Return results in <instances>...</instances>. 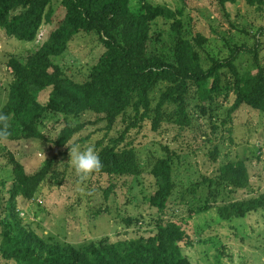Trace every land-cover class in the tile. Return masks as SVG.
I'll list each match as a JSON object with an SVG mask.
<instances>
[{
  "label": "rangeland",
  "instance_id": "1",
  "mask_svg": "<svg viewBox=\"0 0 264 264\" xmlns=\"http://www.w3.org/2000/svg\"><path fill=\"white\" fill-rule=\"evenodd\" d=\"M220 1L132 0L130 9L140 15L160 7L173 15V18L165 14L153 17L152 55H165L173 61L172 48L179 36L175 19L180 20L182 32L199 51L204 69L212 64V59L228 58L230 50L236 47L257 50V60L264 66V0H231L223 4ZM53 10L51 22L42 26L31 41H18L0 29V112L14 84L7 64L13 58L22 61L28 52L47 43L52 33L63 25L66 11L60 0H54ZM196 33L205 39L202 47L193 40ZM103 52L95 34L79 33L55 63L66 77L82 83L91 75ZM234 65L241 75L257 71L254 53L250 51L238 54ZM233 80L229 70L220 71L221 87L227 88ZM163 87L160 84L151 95L153 108L158 101V89ZM47 93L41 94V103L47 101ZM233 102L232 93L226 98L221 95L213 104L203 101L201 93L192 86L186 96L189 126L181 127L173 120H166L157 131L152 130V119L138 122L140 115L136 116L132 109L118 118L110 130H106L101 116L93 112L66 120L53 116L40 128L49 139L55 138L64 123L82 125L83 129L62 150L41 140L0 142V206L8 200L13 181L11 156L28 174L44 161L55 158L54 171L34 198L30 202L16 198L12 210V216L46 244L80 250L105 240L149 242L157 236L158 220L163 218L166 223H178L185 231L187 237L178 245L189 264H264V208L250 211L242 218L224 219L219 214L223 206L264 193V112L242 106L229 115ZM174 112V106L165 108L166 115ZM136 121L137 127H132ZM128 128L118 147L134 148L142 174L118 178L91 174L82 180L71 164L72 147L95 148L100 141L113 146ZM166 154L173 158L175 189L162 215L149 206L148 199L156 189L151 169ZM236 162L244 163L247 168L248 188L233 190L222 185L213 188L209 195L208 189L200 184L202 178H212L219 167ZM109 186L112 189L106 194ZM206 206L210 208L208 211H198ZM2 213L0 207V264H17L1 253Z\"/></svg>",
  "mask_w": 264,
  "mask_h": 264
},
{
  "label": "trees",
  "instance_id": "2",
  "mask_svg": "<svg viewBox=\"0 0 264 264\" xmlns=\"http://www.w3.org/2000/svg\"><path fill=\"white\" fill-rule=\"evenodd\" d=\"M66 11L63 25L52 33L43 46L28 52L26 57L13 58L7 64L14 78L7 104L0 114L7 116L9 131L7 139L41 140L49 142L54 149H64L72 138L80 133L82 125L64 126L55 138H47L41 131L46 120L53 116L79 117L86 112L101 116L106 122V130L112 129L116 120L132 109L138 122L152 119V130L157 131L163 121H171L181 127L190 124L186 111V96L194 86L203 101L214 103L221 95H234L229 115L242 106L254 107L264 112V66L257 60V50L233 48L231 55L223 60L212 59V64L204 69L199 51L178 25V39L172 48L173 61L165 55H152L150 51V25L153 17L173 15L164 8H152L143 14L130 9L132 0H60ZM226 1L221 0L223 4ZM54 0H0V29L6 36L18 41L33 40L42 26L52 20ZM79 33L95 34L103 45L104 52L91 75L82 83L66 77L56 58L66 50L68 43ZM193 40L199 47L205 39L199 33ZM254 53L255 74L241 75L234 62L241 52ZM229 70L233 77L227 88L219 85L221 70ZM160 84L156 106L152 107V94ZM47 93V101L41 103L40 96ZM174 106L173 114L165 113V108ZM203 111L204 108L201 107ZM204 112V111H203ZM138 122L132 123L137 127ZM129 128L117 139L115 145L97 142L95 150L99 154L102 168L93 173L109 178L137 177L142 174L139 157L134 148H119ZM60 154V153H59ZM216 162V158L213 157ZM13 181L9 198L1 204L3 209V243L1 253L5 259L17 264H189L181 254L179 243L186 239V233L176 222L158 220V233L149 242L123 241L109 243L100 241L80 250L73 247L59 248L46 244L32 231L25 229L20 220L12 216L13 202L20 198L30 202L38 188L45 183L54 170L55 158L44 161L34 172L28 174L14 157ZM156 189L148 202L164 215V209L175 189L173 182V158L167 155L158 159L151 169ZM209 195L213 188L247 189L250 178L244 163H227L218 168L212 178L204 176L200 182ZM112 186L105 191L109 194ZM2 202V201H0ZM264 208V193L247 201H238L220 208L222 218H242L250 211ZM206 206L198 211L203 213Z\"/></svg>",
  "mask_w": 264,
  "mask_h": 264
},
{
  "label": "clouds",
  "instance_id": "3",
  "mask_svg": "<svg viewBox=\"0 0 264 264\" xmlns=\"http://www.w3.org/2000/svg\"><path fill=\"white\" fill-rule=\"evenodd\" d=\"M7 116L0 114V122L6 121ZM9 131L6 125L0 126V140L7 139ZM71 164L76 174L83 180L89 175L98 172L102 168L99 154L94 146H89L81 150L78 145H74L70 152Z\"/></svg>",
  "mask_w": 264,
  "mask_h": 264
}]
</instances>
